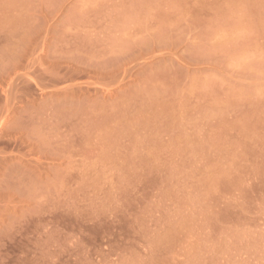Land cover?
I'll return each instance as SVG.
<instances>
[{"label": "rangeland", "instance_id": "374dc122", "mask_svg": "<svg viewBox=\"0 0 264 264\" xmlns=\"http://www.w3.org/2000/svg\"><path fill=\"white\" fill-rule=\"evenodd\" d=\"M0 264H264V0H0Z\"/></svg>", "mask_w": 264, "mask_h": 264}, {"label": "crops", "instance_id": "0c3cea01", "mask_svg": "<svg viewBox=\"0 0 264 264\" xmlns=\"http://www.w3.org/2000/svg\"><path fill=\"white\" fill-rule=\"evenodd\" d=\"M111 34L113 37L110 39L111 43L109 48H105L103 51H97L90 47L87 53V64L89 67L90 75L94 76L92 79L94 82H118L121 76L124 74L125 65L129 58V35L133 37L136 33H130L129 28L122 26H114ZM134 40V39H132ZM94 44H97V39L94 40ZM134 42V41H133ZM108 46V45H107ZM139 50L137 49L135 55L133 53V59H139Z\"/></svg>", "mask_w": 264, "mask_h": 264}]
</instances>
